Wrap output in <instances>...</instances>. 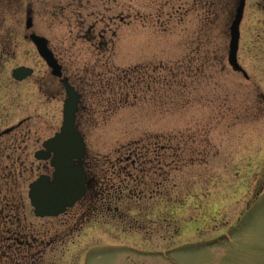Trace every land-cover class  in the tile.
Instances as JSON below:
<instances>
[{
	"label": "rangeland",
	"instance_id": "obj_1",
	"mask_svg": "<svg viewBox=\"0 0 264 264\" xmlns=\"http://www.w3.org/2000/svg\"><path fill=\"white\" fill-rule=\"evenodd\" d=\"M200 1L59 0L61 14L56 0H0V133L20 123L30 131L25 150L17 145L4 155L20 160L4 157L0 171L11 161L34 171L17 189L32 237L20 239L30 247L18 264H264V0L246 1L240 26L237 58L249 79L227 63L237 0L205 26L210 6L201 9ZM29 11L32 31L51 41L68 75L95 84L85 96L90 116L82 114L79 127L107 179L88 207L58 218L35 217L27 197L28 184L45 173L34 155L60 128L65 99L26 39ZM93 23L96 34L109 25L111 51L84 36ZM96 63L93 75L102 74L94 77ZM173 63L184 64L185 75L170 88L159 66ZM138 65L160 83L151 89L143 85L148 79L134 78L128 102L118 89L98 93L100 80L113 83L114 69ZM18 67L34 74L17 82ZM135 148L146 157L120 159Z\"/></svg>",
	"mask_w": 264,
	"mask_h": 264
},
{
	"label": "trees",
	"instance_id": "obj_2",
	"mask_svg": "<svg viewBox=\"0 0 264 264\" xmlns=\"http://www.w3.org/2000/svg\"><path fill=\"white\" fill-rule=\"evenodd\" d=\"M230 1L232 2V0H227L226 2L224 0H201L199 2V7L202 9L205 6H210L207 7L208 8V12H209V16L213 14L212 17H214V12H217L219 8L223 7V8H229L230 7ZM56 5H53L54 10H59V13H63L65 7H62V4L59 5V0L55 2ZM72 3H69V6ZM237 4V2H236ZM198 5V4H197ZM206 8V9H207ZM107 9V11H111L108 8H104ZM101 12V11H98ZM207 12V13H208ZM107 13L110 12H104L101 14V19H105V16ZM112 13V12H111ZM124 12L123 11H119L118 14L122 15ZM56 16H58V14H56ZM206 16L204 19H202V24L201 26H205L209 23V19L211 18ZM121 22L123 21V18H121L120 20ZM85 20H83V24H84ZM83 24L81 25L82 27L81 30L83 29ZM109 25L106 24V27L101 29L100 31H98V34H96V28L97 23H93L90 25V27L88 28V30L86 31V34L84 36L88 37L87 40L90 41V43L92 45H96V47H100L101 50L105 53H107L108 51H111V49L113 48V39H108L107 35L109 32ZM208 28H205L203 34L205 33L206 30H208ZM115 32L113 31V36ZM98 38V41H96ZM50 45L52 50L54 51L55 55L59 58L60 62H61V58L58 54V52L56 51L55 47L52 46L51 41L49 40ZM207 58V57H206ZM98 63H96V65L93 66V70H92V74L95 72V69L98 68ZM102 66L106 67V64H103ZM184 64L182 63H173V64H161L159 67L161 69L162 73V77H164L165 80H169V87L172 88V86L174 87V85L177 84V82H179V78L182 77V75H185V71L183 72L181 69H183ZM158 67V68H159ZM88 67H84L83 71L84 73L87 71ZM147 68H149L147 65L144 66H135L133 68H130L129 70H124L121 71L120 69H114L112 73H114V80L113 83L111 84L110 82H102V80L99 81V86H97L98 88V93H104L107 90H115L118 89L120 90V94L122 93V97H125L124 100L125 102H128V96L129 93L128 91L131 90L130 85H128L130 82H134L137 78L139 79L137 82H144L145 80L147 81L148 79V83H143V85L146 84V86H149L152 89V86H156L157 84L160 83V81H158L155 77V74L153 72H149L147 70ZM65 69V74L66 76L70 79V81L76 85V82H79L81 79H83V83H81V90H83V109L81 108L80 111V115H79V119L81 118L82 114L83 117L84 116H90V111L86 108V103H85V96L88 94V92H90V89H93L95 84H92L89 82V80L86 78V76H83V78L79 75H68V71ZM187 73V77L190 76V72L191 71L188 67H185ZM121 71V72H120ZM83 73V74H84ZM108 73H110V71H108ZM111 73V74H112ZM102 74V73H100ZM100 74H96L94 77L96 76H100ZM152 76V77H151ZM136 78V79H134ZM143 78H145V80H143ZM159 82V83H158ZM178 85V84H177ZM77 86V85H76ZM118 86V87H117ZM78 88V86H77ZM134 88H136V86H134ZM80 89V88H78ZM127 90V91H125ZM127 93V95H125ZM135 96V93H134ZM88 113V114H87ZM23 123H20L18 126H16L14 128V131L7 134V135H1L0 134V155H2V158H0V160H4L5 158H9L8 160H20L19 158H15L12 157L11 155H6L8 152L10 153V151L14 148H16V146L18 145V148H20L21 150H25L26 146L24 145V140L25 138H29V134L30 131L28 128H26V131L22 132L23 129H20L21 125ZM18 133H20V137H18ZM169 147V146H168ZM166 148V147H163ZM173 148V147H170ZM178 149L175 150V152L177 153ZM129 153V157H127L126 159H123L122 157H120V159L124 162H129V160H139L142 157L145 156V153H142L141 150L135 148L131 151H128ZM148 155V153H147ZM173 155L176 157V154L173 153ZM26 156V155H25ZM146 157V156H145ZM166 157V153L164 155V158ZM14 158V159H13ZM146 160V159H145ZM136 162V161H135ZM147 162L151 163V159H149ZM11 164L8 165H2L1 167V171L2 170H7V173L5 174V176L0 177V264H18V257L21 253L22 250L24 249H28L30 246L25 242V241H20V239L24 236L25 239L28 240V238H32L29 237V233L31 232L30 230V224H28L26 222V219L23 218V216L21 215L23 206H22V200L21 197L19 195V193L17 192V189L20 188V185L22 184L20 182V179H26L25 177L27 175H25L29 171L25 166H23L22 162H17V161H11L9 162ZM14 163L18 164V167L20 166V170L17 171L16 169L14 170ZM2 164V163H0ZM128 167V165H127ZM0 171V175L2 174ZM92 173L94 174V180L96 182V185L101 187L103 183L106 182L107 178H104L105 176H107V171L105 172L104 176L103 175V170L99 172H97V167L96 165H94L91 168ZM34 173V171H32ZM31 172V173H32ZM32 173V174H33ZM18 177V178H16ZM11 178H14L13 180L9 181ZM16 178V179H15ZM105 180V182H104ZM25 181V180H24ZM23 181V182H24ZM79 205H83V202L80 203ZM21 215V216H20ZM33 230V229H32ZM35 237H34V241H35ZM33 241V242H34ZM16 246V247H15ZM21 246V247H20ZM34 250H36L34 248ZM35 257V255H34ZM3 260V261H2ZM23 263V262H22Z\"/></svg>",
	"mask_w": 264,
	"mask_h": 264
},
{
	"label": "water",
	"instance_id": "obj_3",
	"mask_svg": "<svg viewBox=\"0 0 264 264\" xmlns=\"http://www.w3.org/2000/svg\"><path fill=\"white\" fill-rule=\"evenodd\" d=\"M246 0H238L235 13L229 26L228 64L236 72L247 78V73L238 63L240 25L243 19ZM25 28H33L31 12H27ZM39 56L50 69L53 77H62V68L49 48L48 40L34 32L27 37ZM33 69L18 67L12 71V78L23 81L33 75ZM66 93L63 104L62 126L52 138L42 143V148L35 153L36 160L50 161L54 169L52 175H41L28 186V199L33 213L38 218L58 217L83 199L88 190L89 180L83 162L87 154L84 138L76 128V115L80 104V95L71 86L68 79H62ZM12 131L7 129L3 134Z\"/></svg>",
	"mask_w": 264,
	"mask_h": 264
},
{
	"label": "flooded vegetation",
	"instance_id": "obj_4",
	"mask_svg": "<svg viewBox=\"0 0 264 264\" xmlns=\"http://www.w3.org/2000/svg\"><path fill=\"white\" fill-rule=\"evenodd\" d=\"M59 63H60V65L62 66V78H56V77H53L52 76V79L54 80V81H58L60 84H61V86H62V88H63V85H62V79H64V78H67L68 79V81L71 83V85H73V87L75 88V89H77L78 90V92L80 93V97H81V108L83 109V90H81V88L80 89H78L77 88V86L76 85H74L71 81H70V79L66 76V74H65V69H64V67H63V65H62V63L59 61ZM80 82L81 83H83V79H81L80 80ZM83 86V85H82ZM49 94H47V96H48ZM49 96H51L52 98L54 97V94H51V95H49ZM38 162H40V163H42V164H44V172L45 173H43V174H46V175H51L52 174V172L54 171V169L51 167V165H50V163L49 162H45V161H38ZM93 163H94V161H90V158L88 159V160H84V162H83V167H84V170H85V172L87 173V175H88V180H89V186H90V188H91V190H92V192H93V194H94V196L93 197H91V198H89V200H91L92 198H94L95 197V192H96V196H97V192L98 191H96V188H97V185H96V182H95V180H94V174L92 173V171H91V168H92V166H93ZM88 186V187H89ZM95 191V192H94Z\"/></svg>",
	"mask_w": 264,
	"mask_h": 264
},
{
	"label": "bare ground",
	"instance_id": "obj_5",
	"mask_svg": "<svg viewBox=\"0 0 264 264\" xmlns=\"http://www.w3.org/2000/svg\"><path fill=\"white\" fill-rule=\"evenodd\" d=\"M94 196V194H93V192H92V190H87L86 191V194H85V196L83 197V204H84V206H87L88 204H87V200L89 199V198H91V197H93ZM82 200H81V202H82Z\"/></svg>",
	"mask_w": 264,
	"mask_h": 264
}]
</instances>
